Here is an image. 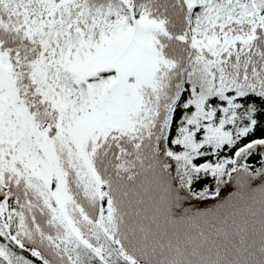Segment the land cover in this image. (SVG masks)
Instances as JSON below:
<instances>
[{
    "label": "snow or ice",
    "instance_id": "6c2138e0",
    "mask_svg": "<svg viewBox=\"0 0 264 264\" xmlns=\"http://www.w3.org/2000/svg\"><path fill=\"white\" fill-rule=\"evenodd\" d=\"M0 264H264V0H0Z\"/></svg>",
    "mask_w": 264,
    "mask_h": 264
}]
</instances>
